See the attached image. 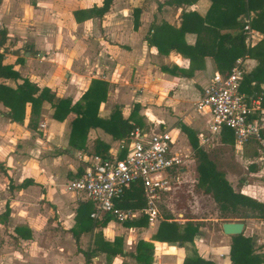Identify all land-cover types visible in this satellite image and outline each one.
<instances>
[{"label": "crops", "instance_id": "obj_1", "mask_svg": "<svg viewBox=\"0 0 264 264\" xmlns=\"http://www.w3.org/2000/svg\"><path fill=\"white\" fill-rule=\"evenodd\" d=\"M103 1L0 0V32L4 34L0 53L3 64L19 75L17 81L0 79V83L16 89L29 80L74 105L94 80L101 81L107 89L99 118L109 119L117 110L138 127L171 131L172 150L181 156V140L189 141L182 126L194 133L201 149L210 148L213 140L220 141L222 133L210 135V116L198 112L195 103L214 74H227L237 60L243 62L244 75L250 74L258 62L249 56L238 57L221 72L211 57L190 59L173 49L164 54L157 46L169 48L170 30L181 28L184 14L204 18L210 0L190 4L113 0L104 15L90 12ZM248 18L251 22L254 13L243 17L241 24ZM220 32L238 33L225 28ZM261 36L250 49L260 44ZM184 41L194 47L196 34L185 33ZM259 88L264 91V83ZM30 112L27 104L24 120L13 122L9 109L0 102V264H184L195 257L212 264H232L234 236L224 235L220 227L211 234L200 226L193 241L181 245L153 239L160 223L170 215H162L163 220L153 224L146 216H138L128 222L147 221L134 227H125L107 215L93 219V203L69 191L66 184L81 174L85 161L98 156L96 141L108 147V157L121 159L126 153L125 139L118 138L114 126L93 128L79 149L70 144L74 115L55 120L52 106L44 102L32 128ZM201 135L209 137V143L203 144ZM231 145L237 156H243L247 146H255L249 166L255 182L242 181L235 187L221 172L235 192L264 203V146L254 142L236 146L234 136ZM178 217L170 221L183 227L188 216ZM225 220L244 224L241 235L251 239L254 255L261 260L258 264H264V219ZM191 221L200 223L196 218ZM119 237L123 255L110 259L98 250L103 242L112 243ZM140 241L154 247L144 263L134 257Z\"/></svg>", "mask_w": 264, "mask_h": 264}, {"label": "trees", "instance_id": "obj_2", "mask_svg": "<svg viewBox=\"0 0 264 264\" xmlns=\"http://www.w3.org/2000/svg\"><path fill=\"white\" fill-rule=\"evenodd\" d=\"M113 0H104L100 8H93L90 12L104 15L109 11ZM197 0H171L166 4H190ZM211 6L204 18L195 13L184 14L182 26L179 30H170L171 44L167 50H159L168 53V50H175L178 53L194 59L195 57H211L217 63L221 72L229 69L238 57L249 56L258 62L257 68L250 74L243 76L241 81V91L247 95L259 96L264 105V91L260 90V85L264 83V38L258 46L250 49L243 35L241 19L254 13L251 20V28L264 36V0H210ZM85 14L86 12H82ZM222 28L235 30L238 33L221 34ZM155 32V31H154ZM187 32L196 34L194 47L186 46L184 35ZM0 46L4 40V34L0 32ZM173 40V41H172ZM154 42V40H152ZM151 43V42H150ZM0 79H19L18 73L12 66L3 64V54L0 53ZM107 85L104 82L94 80L81 99L74 105L70 99H59L48 89L40 90L29 80H24L17 85L16 89H11L0 83V102L9 109V118L13 122L23 121L25 118V107L30 104L29 126L34 128L41 115L42 104L49 103L54 112L53 119L65 120L69 115H74L70 133V144L76 148H83L88 132L93 128L105 129L106 126H114L118 133V138L126 139L134 129L135 124H131L129 119H124L119 111H114L109 119H102L98 116V110L106 97ZM141 127V126H140ZM183 133L187 136L190 146L193 149L194 157L198 161L196 167L197 185L196 188L203 195L208 196L216 205L220 212V219H229L227 214L240 215L234 217L238 219H264V203H260L248 196L235 192L224 173L219 171L216 165L209 159L208 155L199 147L198 139L194 133L186 126H182ZM221 141L223 143H233V133L224 128L222 130ZM96 154L101 158H107L108 147L100 141H96ZM253 169V167H252ZM121 208L132 210L144 209L146 202L143 198L142 189L139 184H133L126 191L121 202ZM110 219H112L110 217ZM186 224L181 227L167 216L160 223L158 231L154 236V241L164 243L184 244L192 242L194 236L199 231V224L194 223L192 217H187ZM144 221V222H143ZM142 219L134 222H124L125 227L143 226L146 222ZM122 238H115L112 243L103 242L98 250L106 253L110 259L117 255H123ZM251 239L243 235L234 236L230 245V260L232 264H258L261 260L254 255ZM153 245L143 241L138 242L134 257L137 262L144 263L150 259ZM147 264V263H146ZM184 264H212L199 257L187 259Z\"/></svg>", "mask_w": 264, "mask_h": 264}, {"label": "built area", "instance_id": "obj_3", "mask_svg": "<svg viewBox=\"0 0 264 264\" xmlns=\"http://www.w3.org/2000/svg\"><path fill=\"white\" fill-rule=\"evenodd\" d=\"M242 31L248 47L262 38L251 28L250 18L244 20ZM244 73L242 60H237L227 74H214L195 108L210 116V135L220 136L227 128L232 131L236 146L250 142L264 146V105L259 96L241 91ZM200 140L203 144L209 143L206 135H201ZM173 144L171 131L158 132L135 126L125 139L123 158H89L81 174L70 180L66 188L93 203V219L107 215L118 223L138 216H146L149 224L163 220L160 204L171 193L172 186H180L182 182L183 158L173 152ZM133 184H139L142 189L144 209L132 210L118 205Z\"/></svg>", "mask_w": 264, "mask_h": 264}, {"label": "rangeland", "instance_id": "obj_4", "mask_svg": "<svg viewBox=\"0 0 264 264\" xmlns=\"http://www.w3.org/2000/svg\"><path fill=\"white\" fill-rule=\"evenodd\" d=\"M219 142L223 143L221 140H213L210 148L204 147L202 150L208 153L209 157L215 161L218 169L225 173L228 180L235 187L242 185V181H248L249 184H254L255 179L249 173V166L250 162L254 160L253 153L256 150L255 146H247L245 148V154L243 156H237L234 154L231 143H223L227 145L225 146L219 145ZM178 148L181 150L183 158L182 182L180 186H172L171 193L164 198V203L160 204L159 208L162 215H170L172 219H179V214H182L184 218L187 216L194 217L200 222L196 224H199L203 228V232L209 231L212 234V232H217L219 227L222 230V224L227 221L218 218L221 214L216 205L208 196L203 195L196 188V167L198 161L194 157L193 149L189 141L182 142L181 140L180 147ZM236 190L239 191V188H236ZM225 217L229 218L230 221L234 220V217H240V215L227 214ZM210 235L206 236L211 237Z\"/></svg>", "mask_w": 264, "mask_h": 264}, {"label": "water", "instance_id": "obj_5", "mask_svg": "<svg viewBox=\"0 0 264 264\" xmlns=\"http://www.w3.org/2000/svg\"><path fill=\"white\" fill-rule=\"evenodd\" d=\"M244 228L242 222H225L222 224V232L226 236H238L241 235Z\"/></svg>", "mask_w": 264, "mask_h": 264}]
</instances>
